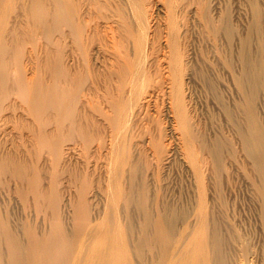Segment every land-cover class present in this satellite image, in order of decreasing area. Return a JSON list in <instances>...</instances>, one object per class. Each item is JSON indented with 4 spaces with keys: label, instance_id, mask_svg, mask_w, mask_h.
<instances>
[{
    "label": "rangeland",
    "instance_id": "374dc122",
    "mask_svg": "<svg viewBox=\"0 0 264 264\" xmlns=\"http://www.w3.org/2000/svg\"><path fill=\"white\" fill-rule=\"evenodd\" d=\"M141 1L0 0V264H230L228 239L263 241L264 0Z\"/></svg>",
    "mask_w": 264,
    "mask_h": 264
},
{
    "label": "bare ground",
    "instance_id": "6f19581e",
    "mask_svg": "<svg viewBox=\"0 0 264 264\" xmlns=\"http://www.w3.org/2000/svg\"><path fill=\"white\" fill-rule=\"evenodd\" d=\"M6 1V0H5ZM8 1V0H7ZM126 2H130V1H132L133 2V5H131L130 7H133L134 5L136 6H134L135 8H134V11H132V14L134 13V14H136L135 16H137V18H139L140 19V15L142 14V11L139 9V8H141V6H143V2L141 1V0H125ZM147 1V0H146ZM149 1V0H148ZM159 1V0H158ZM3 2V1H2ZM1 2V3H2ZM131 2V3H132ZM150 2V1H149ZM148 2V3H149ZM152 2V1H151ZM166 2H167V0L165 1V3L164 4H166ZM0 3V4H1ZM8 3V2H7ZM135 3V4H134ZM145 3V2H144ZM147 3V2H146ZM153 3V2H152ZM171 3V2H170ZM170 3H168V4H170ZM4 4V3H3ZM151 4V3H150ZM2 5V4H1ZM5 5L7 6L8 4H6L5 3ZM11 5V3L9 4V6ZM129 5H130V3H129ZM2 6H4V5H2ZM129 7V8H130ZM168 7H170V5H168ZM1 8V7H0ZM5 9H6V7H4ZM7 8H9V7H7ZM139 9V10H138ZM142 9H144V8H142ZM145 9H146V7H145ZM167 9V8H166ZM169 9V8H168ZM132 10H133V8H132ZM8 11V10H7ZM166 11V10H165ZM1 12V11H0ZM4 11H3V9H2V12L1 13H3ZM9 12V11H8ZM145 12H146V10H145ZM167 12L168 13H166V18L163 16L162 18H165L166 20V23H165V21H164V19H162V18H160L161 20L160 21H164V23H165V25H166V27H164V28H167L165 31H166V42H165V44H164V47L162 46V48H166V50H162L161 52V54H159V58H157L156 60V62H157V70L159 71V70H161V69H164V70H161V72H160V76H159V74H158V76L160 77V81L162 80L163 82H167V83H169V84H172L173 85V81H175V79L176 80H178L179 81V77L181 76V61H180V56H181V54H179V51H181V50H177V47L175 46L176 44L175 43H171V41L173 40V35L176 33V32H178V31H176L175 33H173V29H174V23L176 22H174L173 21V14H172V12H173V10H172V8H171V11H170V9H169V11L167 10ZM7 13V12H6ZM134 14H133V17H134ZM175 14V13H174ZM4 15H5V12H4ZM142 15H146V14H142ZM0 16H1V14H0ZM140 16V17H139ZM3 17V16H2ZM136 18V17H135ZM5 19V18H4ZM138 19V20H139ZM149 19V18H148ZM175 19V18H174ZM137 20V21H138ZM145 20V19H144ZM150 20V19H149ZM2 20L0 19V23L2 24V22H1ZM136 21V20H135ZM137 21H136V24H138L137 26L138 27H140V28H145V23L143 24V22H142V20H139V22L137 23ZM145 22V21H144ZM4 23V22H3ZM160 24V23H159ZM161 24H163V22L161 23ZM5 25H6V23H5ZM5 25H2V26H5ZM1 26V25H0ZM146 26H147V24H146ZM148 27V26H147ZM2 29H4V28H2ZM6 29V28H5ZM177 29V28H176ZM162 30V29H161ZM4 31V30H3ZM6 31V30H5ZM3 32V33H5V35H6V32ZM162 31H164V30H162ZM175 31V30H174ZM160 32V31H159ZM2 33V32H1ZM0 33V34H1ZM156 33V32H155ZM154 33V34H155ZM153 34V35H154ZM161 35V34H160ZM165 35V34H164ZM158 36V35H157ZM177 36V35H176ZM4 37V36H3ZM140 37V36H139ZM138 37V38H139ZM156 37V36H155ZM153 38V37H152ZM174 38H176V37H174ZM142 38H140V41H142L141 40ZM159 39V38H158ZM1 40H2V38H1ZM3 41V40H2ZM136 41H138L139 42V39H137ZM175 41V40H174ZM135 43V47L136 48H132L133 50V54H131L132 55V57H134V63H136V64H134L135 65V68H136V65H138V64H141V65H143L144 63H142L143 62V57L142 56H144V52H142V50H143V48L144 47H142V46H144V45H142L141 46V44H139V43H142V42H139V43ZM144 42V41H143ZM151 43V42H150ZM153 43V42H152ZM1 45V44H0ZM150 45V44H149ZM152 46V45H151ZM152 48H153V46H152ZM152 48H150V49H152ZM160 48V46L158 47V49ZM178 48H179V46H178ZM145 49V48H144ZM148 49V48H147ZM149 49V50H150ZM158 49H157V52H158ZM161 49V48H160ZM144 51H147V50H144ZM151 51V50H150ZM160 51V50H159ZM155 52V51H154ZM148 53H150V52H148ZM147 53H145V55H146ZM155 54V53H154ZM158 54V53H157ZM153 56V55H152ZM146 57V56H145ZM149 60H151V59H149ZM145 61V60H144ZM153 61V60H152ZM151 61V62H152ZM183 61V60H182ZM146 62V61H145ZM149 62V61H148ZM155 62V63H156ZM129 62H127V64H128ZM130 63H132V61L130 62ZM154 63V62H153ZM151 65H152V63H151ZM133 66V65H132ZM131 66V67H132ZM146 66V65H145ZM148 66V65H147ZM128 67H130L129 65H128ZM133 68V67H132ZM138 68L140 69L141 67H139L138 66ZM143 68H145L144 66H143ZM183 68V67H182ZM129 70V69H128ZM133 71L134 70H131L130 71V74H129V76L128 77H130L131 78V80H132V76H135V74H137V79L138 80H141V79H145V78H147L148 79V77H149V75L147 76V74L146 73H138V71H137V73H135L134 75H133ZM155 73V72H154ZM247 73V76L251 79V82H252V84H253V86L254 87H257V86H259V85H261V84H263L264 85V78L262 77V75H260V73L259 72H257V71H247L246 72ZM153 74V73H152ZM156 75V74H155ZM127 76V75H126ZM126 78V77H125ZM129 78V79H130ZM135 79H136V77H134ZM133 78V80H135ZM177 78H179V79H177ZM128 79V78H127ZM136 79V80H137ZM159 79V78H158ZM124 80V79H123ZM131 80H129L128 82L130 83V81ZM136 80H135V83H136ZM137 80V81H138ZM156 80V79H155ZM182 80V79H181ZM127 81V80H126ZM146 81V80H145ZM160 81H159V83H160ZM178 81H176L177 83H178ZM163 82H161V83H163ZM175 82V83H176ZM132 83H133V81H132ZM147 83H148V80H147ZM174 83V84H175ZM143 84H146V82L145 83H143ZM149 84V83H148ZM180 84H181V82H180ZM169 86H171V85H169ZM145 87H146V85H145ZM135 88H137L136 86H134V92L137 90V89H135ZM148 88V87H147ZM138 92L136 93V95H135V93H134V97H132V99L134 98V102H139V99H140V94H138L139 93V87H138V90H137ZM142 91V90H141ZM171 93V92H170ZM169 93V94H170ZM172 94V93H171ZM181 94V93H180ZM170 96H173V98L174 99H176L177 100V103L178 102H180V101H178L179 99H180V95L178 94V93H176L175 92V94H172V95H170ZM152 97V96H151ZM182 97V96H181ZM172 98V97H171ZM172 98V99H173ZM148 99V98H147ZM150 100V99H149ZM133 102V103H134ZM142 102V99H141V101H140V103ZM182 102V101H181ZM176 103V104H177ZM138 104V103H137ZM133 105V104H132ZM180 105V104H179ZM181 105H182V103H181ZM138 106H139V104H138ZM140 106H142V105H140ZM147 106V105H146ZM256 130V129H255ZM255 130H253V131H255ZM257 132H258V130H257ZM257 132L255 133V135H250L251 136V139H252V136H257ZM260 134V133H259ZM258 134V135H259ZM241 135V134H240ZM250 136H247V138H249ZM240 137V136H239ZM260 137H262V136H260ZM150 138V137H149ZM244 138V137H243ZM242 137H241V139H243ZM263 138V137H262ZM241 139H240V141H241ZM245 139H246V137H245ZM244 139V140H245ZM255 139V138H254ZM256 139L258 140V138L256 137ZM259 142H261L262 143V139L261 138H259ZM151 141V140H150ZM248 141H253V139L252 140H249L248 139ZM248 141H246V143L248 142ZM254 141H256V140H254ZM242 142H244V141H242ZM249 142V144H252V142L250 143ZM263 142H264V140H263ZM241 143V142H240ZM258 143V141L256 142V144ZM156 144V143H155ZM253 144H255V142H253ZM262 144H264V143H262ZM245 145H247V144H245L244 143V145H242L241 144V146H245ZM258 145V144H257ZM259 145H260V143H259ZM159 146V144L157 145L156 144V146H155V148H154V150H155V152L157 151V149L160 147H158ZM254 146V145H253ZM248 148L249 147H252V146H247ZM259 148H261V147H259ZM258 147H257V149H259ZM243 149H245L246 150V147L245 148H243ZM257 149H255V150H257ZM230 150V149H229ZM251 150H253L252 148H251ZM254 150V151H255ZM261 150V149H260ZM232 151V150H231ZM229 152V151H228ZM248 153L249 152H252V154L250 153V158L252 157V160H253V163L251 162V165H253L252 167H255L256 169H257V171H256V174L257 175H259V168L262 170V171H264V150H261L260 152L258 151V153H256L257 151H255V152H253V151H250L249 149H248V151H247ZM157 153V152H156ZM230 154V153H229ZM230 155H232V154H230ZM229 156V155H228ZM233 156V155H232ZM226 158H228V157H226ZM233 158V157H232ZM229 159H231V157L229 156ZM232 160V159H231ZM230 160V161H231ZM251 160V161H252ZM229 162V161H228ZM230 163V162H229ZM231 164H232V161H231ZM232 166V165H231ZM228 167L230 168V166L228 165ZM255 168H253L254 170H255ZM261 171V172H262ZM255 172V171H254ZM259 172V173H258ZM255 174V175H256ZM256 175V176H257ZM260 176V175H259ZM250 177H251V175H250ZM255 177V176H254ZM257 178H258V176H257ZM260 178V177H259ZM251 179H252V177H251ZM256 180H258V179H256L255 178V180H254V182H252L251 181V189L253 190V203H254V207H255V209L257 210V212H254V213H256V214H253V216H255V215H257V217L255 218V220H259V222H260V228H261V232L263 233L262 235V239L260 238V237H257V238H260L259 240H263L262 242H260V241H256V243H253V244H251L248 248H245V247H243V241H240V240H238V242L236 243V244H234L230 239H228V242H227V249H228V258H229V260H230V264H264V175H261V179L259 180V184H257L256 183ZM251 190V191H252ZM230 206H231V204H230ZM232 207V206H231ZM253 207V208H254ZM232 209H233V207H232ZM231 209V210H232ZM228 216V215H227ZM230 216V215H229ZM232 216V215H231ZM231 218V217H230ZM229 218V219H230ZM231 222V221H230ZM229 222V223H230ZM231 226V225H230ZM218 263H220V262H218ZM218 263H216V264H218Z\"/></svg>",
    "mask_w": 264,
    "mask_h": 264
}]
</instances>
